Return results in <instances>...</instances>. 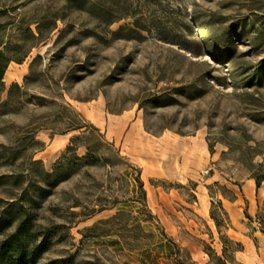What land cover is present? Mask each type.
Here are the masks:
<instances>
[{"label": "rangeland", "instance_id": "1", "mask_svg": "<svg viewBox=\"0 0 264 264\" xmlns=\"http://www.w3.org/2000/svg\"><path fill=\"white\" fill-rule=\"evenodd\" d=\"M0 54V243L29 220L36 264H120L80 235L120 157L193 264H264V0H0Z\"/></svg>", "mask_w": 264, "mask_h": 264}, {"label": "trees", "instance_id": "2", "mask_svg": "<svg viewBox=\"0 0 264 264\" xmlns=\"http://www.w3.org/2000/svg\"><path fill=\"white\" fill-rule=\"evenodd\" d=\"M1 59L0 54V62ZM80 128L79 125L74 126V129ZM78 140L77 137L71 139L64 154L70 153L75 160H85L90 164L97 161L99 157L91 156L86 146V153L81 157L77 156V149L80 146ZM62 160H65L66 164L69 163L64 155ZM115 160L116 165L122 167L119 178L124 182L125 196L122 200L117 198H113V201L104 200L105 203L100 204L96 213L106 210L108 206L114 208V212L109 217L83 228L80 232L82 239L97 240L106 248H111L120 264H193L189 254L164 232L156 216L148 208L140 171L120 157H116ZM262 181L264 178H255L256 188ZM211 219L216 227H219L220 223L212 212ZM32 227L29 220H23L15 231L0 243V264H36L47 252L49 248L47 240L37 243L29 239ZM234 250L228 251L233 253ZM223 255L226 257V246L223 248ZM210 258L212 261V256ZM215 260L216 264H236L231 255L226 257L225 261L218 257H215Z\"/></svg>", "mask_w": 264, "mask_h": 264}]
</instances>
